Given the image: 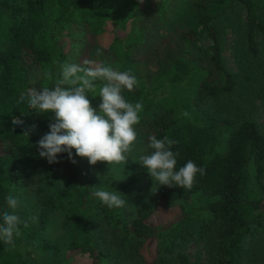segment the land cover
<instances>
[{
    "label": "trees",
    "instance_id": "obj_1",
    "mask_svg": "<svg viewBox=\"0 0 264 264\" xmlns=\"http://www.w3.org/2000/svg\"><path fill=\"white\" fill-rule=\"evenodd\" d=\"M141 1L150 0H0V41L4 42L0 48V212L7 207L9 195L20 201L25 193L21 167L27 160L35 159L42 172L52 176L60 169L59 181L64 184L61 188L54 179L47 183L45 179L41 198L28 204L32 211L23 220L28 227L20 225L15 247L0 241V264H49L40 258L36 245L64 196L78 199L79 210L88 211L77 220L80 230L70 241V252L57 264H108L107 257L114 252H121L123 258L136 253L142 264H200L182 249L191 240L205 241L208 264H264L260 239L246 247L248 236L264 225V131L245 115L254 106L253 98L264 96V0H195V21L208 30L212 52L187 51L185 45L188 50L195 47L198 32L194 26L185 28L179 38L160 41V57L151 74L134 68L133 48L151 30V21L136 22L144 16L135 13ZM170 2L159 0L158 10ZM238 6L244 8L245 21H239L236 45L242 47L247 64L236 73L223 64L222 38L215 24ZM77 29L90 30L91 35L84 57L76 64L93 59L136 76L138 85L132 91L124 89L122 95L143 104L140 122L134 126L139 139L147 144L153 135L176 140L172 151L179 153L177 170L189 160L206 170L203 176L197 174L190 190L158 185L154 195L129 214L121 207L110 209L91 195L105 188L93 189L82 177V158L75 156L74 149L76 164L67 153L60 154L55 164L39 157L36 142L49 131L51 114L37 115L26 101H18L27 89L51 87L59 78L61 65L69 62V52L79 40ZM92 95L87 98L98 108L101 99ZM13 117H20L23 127L13 126ZM32 125L37 126L34 131ZM149 180L142 166L130 178L132 184ZM95 208L101 210L111 238H102L92 227ZM43 242L40 247L51 249L52 256L61 254L58 241ZM148 242L155 244L151 258L142 253L141 246Z\"/></svg>",
    "mask_w": 264,
    "mask_h": 264
},
{
    "label": "clouds",
    "instance_id": "obj_2",
    "mask_svg": "<svg viewBox=\"0 0 264 264\" xmlns=\"http://www.w3.org/2000/svg\"><path fill=\"white\" fill-rule=\"evenodd\" d=\"M100 52H97V56ZM96 81H100L99 86ZM138 80L131 71H118L93 59H85L83 65L65 62L61 65L59 78L51 87L29 88L20 95L19 103L27 102L37 115L51 114L49 131L36 142L38 155L49 164L59 163L58 156L67 153L68 160L76 164L75 156L86 158L90 165L99 162L125 165L133 151L137 139L135 125L140 122L141 102L127 101L122 92L132 91ZM97 87L99 91L97 93ZM89 93L99 97L98 108L87 98ZM13 126L23 127L20 117L12 118ZM36 125H32L34 131ZM28 136L29 132H24ZM176 140L165 136L158 139L149 137L150 154L140 155L138 162L149 173L154 183L160 186L190 190L197 174L203 176L206 170L193 161H187L177 170L178 152L172 147ZM91 195L108 208L124 206L125 200L117 192L93 190ZM8 209L0 213V241L11 248L15 247L14 237L21 235L20 225L28 227L15 210L19 201L9 195L6 198Z\"/></svg>",
    "mask_w": 264,
    "mask_h": 264
},
{
    "label": "rangeland",
    "instance_id": "obj_3",
    "mask_svg": "<svg viewBox=\"0 0 264 264\" xmlns=\"http://www.w3.org/2000/svg\"><path fill=\"white\" fill-rule=\"evenodd\" d=\"M158 2L159 0L141 1L136 7L135 13H137V15H144L140 20L136 21L137 23H141L146 19L151 21L149 24L151 25V30L148 32L146 39L133 48V54L136 58L134 68L137 69L139 73H154L157 68V59L160 57V41L166 37L172 39L179 38L182 30L191 26L197 29L198 37L195 42V47H193L192 50H188L187 45H185V49L193 53V55H195L196 52H198V54L203 52L210 54L212 52L213 40L209 36L208 30L195 21V0H172V2L161 11L158 10ZM5 12L8 13L9 10L7 9ZM7 17H9V14ZM95 20L98 19L95 17ZM240 20L244 23L245 11L243 7L238 6L231 10L225 18H222L215 24L222 38L223 64L228 70L236 73H239L247 64L246 56L242 55V47L236 45L241 25L239 24ZM98 21L101 25L102 20ZM74 32L79 40L75 42V48L69 52L70 60L68 63H78L84 57L91 35L90 30L81 33V31L77 29ZM3 46L4 42L0 41V48ZM255 70L258 71V69ZM260 78L262 79L263 76ZM261 84L262 83L259 81L258 85ZM253 101L254 106H252L245 115L258 122L261 129L264 131V96L253 98ZM140 139L137 134V139L133 145V151L129 154V159L125 165H108L107 162L98 161L96 165L93 166L88 163L86 158L79 160L82 177L90 183L91 187L93 189L102 187L105 188L106 191L117 192V194L125 200V204L121 208L129 214H132L142 201L154 195L159 185L158 183H154L152 178L149 181H139L134 184L130 181L131 176L141 167L138 162L133 161L138 160L140 155L148 154V144ZM40 168H42V166H39L35 159L27 160L24 166L21 167V175L24 177V186L26 190L21 200H18L19 204L15 210L21 220H24L25 217L31 214L32 210L29 208L28 204L35 203L41 198L44 185L49 179H54L59 187H64V184L59 181L60 169L54 170V176H52L48 173H43ZM45 179L46 183H44ZM45 189L49 188L47 187ZM16 193L18 194L19 192H15V196H17ZM92 202L93 201L90 200L87 206L92 204ZM62 204V207L52 212L48 228L40 234L37 241L38 244L36 245V250L39 251L40 258L49 264H57L68 255L70 252L68 249L70 241L80 230L77 225V220L83 218V214L88 211V208L79 210L78 206L81 202L74 197L64 196ZM4 211L12 210L6 207ZM2 212L3 211L0 213ZM91 220L92 227L99 236L102 238L112 237V233L110 229H107L100 209L95 208L91 211ZM32 228H34V224H32ZM102 238H100V240H103ZM45 239L58 241L62 246L61 254L54 257L52 256L51 249L40 247L43 245ZM257 239H260L264 243V225L258 230L256 235L248 236L246 247L252 246V243ZM103 244H106L104 240ZM154 245V242H148L141 246L142 253H144L147 258L154 256ZM182 249L192 262L208 264L210 254L204 240L200 242L191 240L187 242ZM107 258L108 264H142L141 257L136 253L129 255L127 258H123L121 252H114L109 254ZM82 264H85V262Z\"/></svg>",
    "mask_w": 264,
    "mask_h": 264
}]
</instances>
